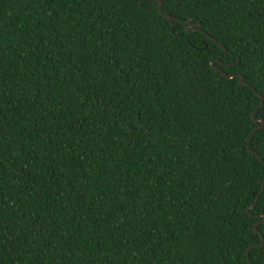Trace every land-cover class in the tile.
Segmentation results:
<instances>
[{
	"label": "trees",
	"instance_id": "trees-1",
	"mask_svg": "<svg viewBox=\"0 0 264 264\" xmlns=\"http://www.w3.org/2000/svg\"><path fill=\"white\" fill-rule=\"evenodd\" d=\"M156 8L0 0V264H264V0Z\"/></svg>",
	"mask_w": 264,
	"mask_h": 264
},
{
	"label": "water",
	"instance_id": "water-1",
	"mask_svg": "<svg viewBox=\"0 0 264 264\" xmlns=\"http://www.w3.org/2000/svg\"><path fill=\"white\" fill-rule=\"evenodd\" d=\"M156 2H157V11H159L160 12V14L161 15H163V16H165V18H167L168 20H172V17L170 16V15H168V14H166L165 12H163V11H161L160 10V8H161V0H156ZM197 25H200L199 24V22H196V23H193V24H190L189 26L190 27H192V26H197ZM172 26H174V22H172ZM179 34V33H178ZM212 66L216 69V70H219L220 72H221V70L217 67V66H215L214 65V63H212ZM222 73V72H221ZM223 74V73H222ZM237 76V78L239 79V84L240 85H244V82H243V77H242V75H236ZM229 78H232L233 76L232 75H230V76H228ZM254 90V89H253ZM263 105V97L261 96V103H260V106H262ZM258 121H260L261 122V124L256 128V130L258 129V128H261L262 126H263V124H264V121H263V119L262 118H258ZM250 143V142H249ZM252 152H254V151H252ZM263 188H264V181H263V184H262V189L261 190H263ZM255 204V203H254ZM254 204H252L251 205V207H253L254 206ZM257 223L256 224H254V226H253V229H254V231L256 232V233H258V234H260V232L257 230ZM260 236H261V239H262V242L260 243V244H258L257 246H261L262 244H263V242H264V238H263V236L260 234ZM247 259H248V262L250 263V264H252L251 263V261H250V258H249V249L247 250Z\"/></svg>",
	"mask_w": 264,
	"mask_h": 264
}]
</instances>
